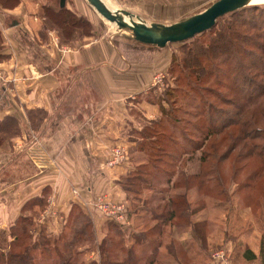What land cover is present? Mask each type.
<instances>
[{
    "label": "crops",
    "instance_id": "0c3cea01",
    "mask_svg": "<svg viewBox=\"0 0 264 264\" xmlns=\"http://www.w3.org/2000/svg\"><path fill=\"white\" fill-rule=\"evenodd\" d=\"M83 1L85 5L80 0L65 4L91 23V36L68 44L60 42L55 30L44 29L46 0L0 2V122L12 118L16 128L14 135L0 132L3 253L12 244L13 229L21 217L32 220L33 238L41 231L55 237L65 231L73 205L91 219L97 244L106 234L107 222L121 227L124 240L147 224L141 215H126L123 223L108 220L95 208L93 198L104 196L111 203L129 204L120 181L137 163L133 159L137 143L131 133L141 130L139 120L159 118V103L145 95L153 88V75L168 69L169 61L163 65L159 58L143 64L122 54L113 36L99 30L97 16ZM107 1L114 9L153 23L175 19L163 16L167 7L176 13L178 6L207 5L211 0ZM62 47L67 48L65 52ZM37 110L43 115L33 127L28 112ZM33 135L39 138L37 143L30 141ZM119 145L127 152L126 160L110 167L109 151ZM190 220L206 222V250L194 238L192 226L183 229V237L175 236V229L164 243L171 246L170 253L159 248L154 264H215L208 255L211 248L225 250L229 264H264L263 212L256 217L249 209L216 207L207 200ZM81 251L78 261H99L96 247L85 246Z\"/></svg>",
    "mask_w": 264,
    "mask_h": 264
},
{
    "label": "trees",
    "instance_id": "16d2710c",
    "mask_svg": "<svg viewBox=\"0 0 264 264\" xmlns=\"http://www.w3.org/2000/svg\"><path fill=\"white\" fill-rule=\"evenodd\" d=\"M0 2L2 3L3 0H0ZM3 5H5L4 2ZM257 14L264 15V7L256 5L236 10L218 18L211 29L196 35L190 40L175 43L182 45L189 43V48L186 49L185 55L180 57L183 61L182 64L187 65L185 68L188 69V73L182 67H179V63L174 68H171L169 73H176V77L174 78L175 87L166 91L164 96L172 95L175 103H178L177 99L183 101V105H186L187 109H181L179 106L176 107V110H182L189 120H193V123L187 121L193 129L191 128V133L187 134L188 132H186L185 128L179 127L180 119L173 114L175 111H167L163 105L159 104V118L148 122L153 127L145 125L138 133L135 132L138 135L137 139H134L137 143V152L139 151L144 154L143 147H147V144H149L152 151L160 149L162 150L161 153L175 156L173 159L175 162L168 163V161L165 162L163 159L160 160V164L165 162V167L173 169L171 172L164 171V174L162 173L163 179L157 175L153 177L149 176L147 172L132 174V176L130 174L133 171H131L125 176L127 177L125 185L123 184L124 177L120 181L129 203L127 205V215L135 216L136 218L139 215L143 216L147 223L142 228L143 231L131 232L130 240H124V231L121 227L113 222H107L106 234L101 242L97 244L91 219L80 208L73 205L64 224L65 231L55 237L47 235L45 231H41L33 238L29 233V230L33 227L32 220L21 217L13 229L14 237L11 246L5 253L0 251V264H81L78 262V258L83 254L81 250L85 246L91 249H95L96 247L99 252V261L90 264H154L159 254L158 249L164 247L165 241L173 237L175 229L182 230L185 227L189 228L192 226L194 238L199 241L200 247L204 251L206 250L205 237L207 224L206 222L192 223L190 216L205 207L207 200L210 201L211 205L216 207L249 209L256 217L261 215L262 212L264 213V143L258 144L253 142L257 139H264V80L262 79L264 77V70L262 69L257 72L260 81L262 80L255 83L256 94L254 95L256 96L254 99L258 98L257 101L252 102L249 98L241 104L226 101L212 88L206 87V82L214 80L222 88L227 86L225 81L221 82L219 80V75L222 79H226L227 74L221 65L226 66L228 62L226 59L231 54L223 55L228 57H224L225 61H222L221 65L215 66L218 68L216 72L220 73L215 74L214 70L209 69L210 67L207 66L209 62L205 59V55H208V53L198 50V48L201 50L207 48L205 44L201 43V45H198L199 47L195 49L197 51H194L193 48L197 45L195 44L197 38L212 32L217 23L223 18H237L239 24L243 27L249 24L255 26L258 24L250 20L257 19L259 17ZM43 18L44 29L50 28L57 33L62 32L67 37L74 33L80 25L91 26L85 17L75 15L66 8L65 4L61 7L60 0H58L56 8L49 5L43 6ZM262 31L264 32L263 29ZM219 35L225 36L224 33H219ZM90 36L91 31H87L85 35L80 37ZM237 36L239 37L240 35ZM254 36H257V34L255 33ZM248 41L254 42L255 39L248 38ZM133 42L135 44L134 47L139 50L160 49L155 46ZM61 43L65 44L64 42ZM114 43L119 48L116 40ZM238 49L241 51L238 52L240 56H243L245 59L252 58L253 63L259 57L258 53L253 49H247V47ZM263 51L264 49L261 50L262 53ZM121 53L124 54L123 52ZM1 59L2 56L0 55ZM236 77H239L240 80L244 79L242 81L250 80L244 71H233L231 75H228V78L234 82ZM199 92L210 94L216 100L222 101L226 106L232 107L234 112L231 114V117L229 113L227 114L223 110L216 109L212 103H209L201 96H197V99H200L198 105H194L188 100L184 102L186 98ZM178 95L180 96L178 97ZM154 101L158 103V100ZM207 108L215 114L223 113L227 115V120L225 121L223 118L220 126L208 125L205 117L202 120ZM196 109L199 110L198 113H196ZM42 115L43 112L38 110L28 112V119L33 127H36V123L39 119H42ZM198 122L200 123L198 124ZM202 122L207 125H204ZM15 129L12 118H6L3 122H0V132L2 133L14 135L16 133ZM218 138L222 139L218 140ZM226 141L229 147L219 155L217 145L221 146ZM206 143H209V146L206 151H203ZM166 148L172 149L174 154L164 152L163 150ZM237 149L238 152L233 154ZM199 151H202V153L197 159L199 164L198 172L193 175H186L188 177L182 178L183 180L180 181L181 177L185 175L183 169H181V171L177 172L180 178L175 179L176 171L174 169L178 165H182L185 168L187 164L184 165V163L194 160L191 158L192 154ZM158 160L156 161L158 162ZM228 160L231 163L229 166V169H232L230 182L233 184V188L231 191H221L211 196L210 190L212 187L209 186L208 189H204V184L214 187L220 186L222 184L221 180L225 181V178H221L222 175L219 169ZM148 161L146 162L147 164ZM146 163H142V165ZM149 168L155 171V173H161L164 170L162 167L154 164H150ZM243 173L245 175L244 179L238 182V178H241ZM131 176L134 179H130ZM156 185H161L162 189H155L156 187L154 186ZM176 189H182L184 192L182 194L176 193L173 196L171 191ZM145 191L150 192V196L141 200V194ZM131 195L134 197L132 198ZM189 196L192 201L188 200ZM223 198L224 201H222ZM130 202L141 205L142 210L136 207L132 209ZM145 207L148 210H144L146 209ZM261 239L264 246V228ZM164 248L170 253L171 246L167 244ZM215 250H218V248L213 249V251ZM213 251L210 253L208 251L209 258Z\"/></svg>",
    "mask_w": 264,
    "mask_h": 264
},
{
    "label": "rangeland",
    "instance_id": "374dc122",
    "mask_svg": "<svg viewBox=\"0 0 264 264\" xmlns=\"http://www.w3.org/2000/svg\"><path fill=\"white\" fill-rule=\"evenodd\" d=\"M80 1H81V4L85 5V2L83 0H80ZM215 1L216 0H211L210 3L207 5H204V4L203 5H189V7L178 6L176 13H174V12L171 13L169 7H167L166 10L165 9L163 10V13H164L163 16L167 14V15H170L171 18H175V19L165 20V21H156L153 23H160V24H164V25H170V24L176 23V22H178V20L181 21V20L185 19L186 17L188 18V16L190 17V16L197 14L198 12L206 9V7H209ZM46 2H47L46 5H49L53 8H56L57 4H58V0H51V1L46 0ZM66 2L70 3L71 0H66ZM65 6L67 8L66 4H65ZM110 6L113 7L112 5H110ZM257 6L264 7V3H261L260 5H257ZM111 9H114V7ZM183 10H187V11H183ZM42 12H43V9H42ZM86 12L89 14H92V12L89 8H87ZM257 15L259 16L257 19H253L250 21H252L253 23H257L258 25L253 26V25L249 24V25H247L249 28L247 26H245V27L241 26L239 24V21L237 18L225 17L217 23L215 29L212 32H210L209 34H206L202 37H198L197 41L195 43L197 45L193 47L194 51H197L195 49H197V47H199L198 45H201V43L205 44V46L207 48H203L202 50L200 48H198V50H200L201 52H207L208 53V55H205V57H206L205 59L209 62V65H207V66L210 67L209 69H213L215 74H220L219 72L218 73L216 72L218 70V68H216L215 66L218 64L221 65L222 61H225L224 57L225 58L228 57V56H223V55H227L228 53L231 54V56H229V58L226 59L228 61L226 63V66L221 65L223 67V69H225V73L227 74L226 79H224V78L222 79V77L219 75V78H220L219 80L221 82L225 81V83H227L226 84L227 86L225 88H222L221 86H218V84H216L214 82V80L206 82V87L212 88L214 91H216L217 93L220 94L221 98H223L226 101L238 102L241 104L244 100H246L248 98L252 102H255L258 100V98L254 99V97L256 96L254 94H256L255 83L262 81V80L260 81L259 74L257 72L262 70V69L264 70V51H263V53L261 52V50L264 49V34H263L264 32L262 31V29L264 30V15H260V14H257ZM96 16L97 15L95 14V17ZM96 18L98 19V20H96V23H97V27L99 28V30L102 33L107 32L110 36H113V38L115 40H117L118 47L120 48L121 52H123L127 57H129V58L131 57L133 60H138V62H141L143 64H153L154 59L157 60L159 58L162 59L163 65L169 61L168 69L164 70V72H159V73H156L155 75H153V78L155 76L156 77H162L163 76L162 83L157 84L155 87L152 86L153 87L152 90L149 93H147V95H145V96L148 97L149 99L158 100V103L163 105L167 109V111L173 112V110H174L175 112H173V114H175L176 117L178 119H180L179 127L185 128L187 130L186 132H188L187 134H190L192 127L187 123V121H189V123H193V120H189L183 114L182 110H176L177 109L176 107L180 106L181 109H187V106L183 105V101L178 100V99H177L178 103H175L172 95L164 96L166 91L171 90L172 88L175 87L174 78L176 77V73L170 74L169 71H171L170 70L171 68H174L175 65H177V63H179V67H182V69H184V71L188 73V69L185 68V67H187V65L182 64L183 61L181 60L180 57H183L185 55L186 49L189 48V43H185V45L171 44V45H168L167 47H165L164 49L159 50V52L157 50H154V49H152V50L151 49L150 50H145V49L139 50V49H136L134 47L135 44H133L134 42H133V40L130 39L129 34H127L125 32H119L113 24H109L108 22L101 20L98 16ZM245 19H247V17H245ZM247 21H249V20L247 19ZM102 23H104V24H102ZM148 24H150V23H148ZM90 25H91V23H90ZM92 30H93L92 25L90 27L85 26V25H80V27H78V29H76L74 33L69 35V37H67L62 32H60V33L56 32V33H57V35L59 34V37H61L59 40H61V42H64L65 44H67L68 42H70L71 39L75 40L77 38H84V37H80V36H83L86 34L87 31H92ZM219 33H224L225 36L223 37V36L219 35ZM255 33L257 34V36H254ZM237 35H240V36L238 37ZM247 37L250 39L254 38L255 41L254 42L248 41ZM191 46H193V45H191ZM243 47L244 48L247 47V49H253L258 53L259 57L256 58L257 60H254L255 61L254 63L252 61L253 60L252 58L251 59H245L243 56H240V54L238 53L240 50L238 48H243ZM254 48H256V49H254ZM210 62H211V64H210ZM204 63H206V62H204ZM233 71H244L248 75L250 80L242 81L244 79L240 80L239 77H236L235 82L231 81L230 78H228V75H231L233 73ZM153 78L151 80V84L153 83ZM262 79L264 80V77ZM263 83H264V81H263ZM172 93H174V92L172 91ZM179 96L180 95H178V97ZM197 96H201L206 101H208L209 103H212L216 109L223 110L227 114L229 113L230 117H231V114H233V112H234V109L232 107L226 106L225 104H223L222 101L216 100L215 97H213L212 95H210V94L208 95L206 93L203 94L202 92L201 93L199 92L198 94H192V96H189L188 98H186V100L184 102H186L188 100V101H191L194 105L195 104L198 105L200 103V99H197ZM208 109L209 108L205 109L207 111L205 112V115H203V118L201 117L202 120L204 119V117H205V119H207L206 122H208V125L211 124L210 126H220V123H221L223 118L225 121L227 120L226 119L227 115H225L223 113L215 114L214 112H212L211 110H208ZM195 111H196V113H198L199 110L196 109ZM200 122H198V124ZM138 123L141 124V129L145 125L148 127H153L151 124H148V122H142L141 120H139ZM202 123L204 124V122H202ZM204 125H207V124H204ZM33 136H36V135H33ZM137 137H138V135H136L135 132L131 133L132 139H137ZM150 137H152V136H150ZM219 139H222V138H218V140ZM38 140H39V138H38ZM253 142L258 143V144H263L264 139L263 140L257 139ZM205 145L206 146L203 148V151H206L207 147L209 146V143H206ZM228 147H229V144L227 141L221 146L217 145L218 154L219 155L222 154ZM143 148H144V154H142V152L136 151L138 154L133 155V159L137 163H135V165H133V170H132L133 173H131L130 175H132V174L135 175L137 173L147 172V174L149 176L153 177L154 175H157L158 177L162 178L164 171L171 172V170H173L172 168L165 167L164 163L166 161H168V163L172 162V161L175 162V160H173L175 158L174 155L168 156L164 153H161L162 150H160V149H157V150L154 149L152 151V150H150L149 144H147V147H143ZM163 151L174 154L172 149H169V148H166ZM237 152H238V149L235 150L233 154H236ZM201 153H202V151L194 152L191 156V158H193L194 160H191L187 163H184V165L187 164V166L185 168H183L182 165H178V167H176V169H174L176 171L175 179L180 178L178 176L179 174H177V172L181 171V169H183L185 175L181 177L180 181L183 180L182 178L188 177L186 175H193L194 173L198 172L199 164L197 162V159H198V157H200ZM157 159H159L158 162L156 161ZM162 159L165 162H162L160 164L159 162ZM184 159H186V158H184ZM147 160H149L148 164L146 163ZM229 161L230 160L226 161L223 164V166L219 169V172L222 175L221 178H225V181H223V179L221 180L222 184L220 186L214 187L211 185H205L204 184V189H208L209 186L212 187V189L210 190L212 193L211 196H213V195H215V193H218L221 191L225 192V191H231L232 190L233 184L230 182V179H231L230 175H231L232 169H229V166L231 164ZM142 163H146V164L142 165ZM150 164L160 166L164 170L161 173H155V171H153L149 168ZM132 176L130 177V179H134ZM244 177H245V175L243 173V175H241V178H238V182L243 180ZM124 179L125 180H123V184L125 185V183L127 181V177H124ZM154 187H156L155 189H162L161 185L160 186L156 185ZM183 192L184 191L182 189H176L174 191L173 190L171 191L173 196H175L174 194H176V193L182 194ZM149 196H150V192L145 191L141 194V200L143 198H148ZM131 197L133 198L134 196L131 195ZM188 200L192 201L190 196L188 197ZM211 201H213V200L211 199ZM222 201H224V198L222 199ZM213 203H214V201H213ZM130 205L132 206V209H133V207H136V208H138V209L140 208V210H142V206L139 204L137 205V204L130 202ZM148 207H150V206H148ZM144 210H148V208H146ZM259 214H260V212H259ZM214 226L216 229V225H214ZM167 230H169V229L167 228ZM182 231H183V229L177 230V233L175 234V236L176 235L178 237L186 236L184 234V231L183 232ZM178 249L180 250L182 248L178 247ZM211 251H213L212 248L209 250V253ZM179 252H181V250ZM179 254H181V253H179ZM205 254H207V253H205ZM261 254H264V249H261ZM78 262L81 264H84L80 260Z\"/></svg>",
    "mask_w": 264,
    "mask_h": 264
},
{
    "label": "water",
    "instance_id": "95a60500",
    "mask_svg": "<svg viewBox=\"0 0 264 264\" xmlns=\"http://www.w3.org/2000/svg\"><path fill=\"white\" fill-rule=\"evenodd\" d=\"M85 1L101 20L115 24V28L119 32L129 34L133 41L160 49L169 44L190 40L211 29L218 18L228 13L248 6H256L250 5L252 0H216L200 13L176 23L164 25L160 23L148 24L124 10H110L103 0ZM64 4L65 0H60V6L63 7Z\"/></svg>",
    "mask_w": 264,
    "mask_h": 264
},
{
    "label": "built area",
    "instance_id": "2783aa9c",
    "mask_svg": "<svg viewBox=\"0 0 264 264\" xmlns=\"http://www.w3.org/2000/svg\"><path fill=\"white\" fill-rule=\"evenodd\" d=\"M66 47H62V51H66ZM162 77H154L152 86H156L159 83H162ZM30 141L32 143H37L38 137H31ZM127 152L125 148L121 145L113 147L109 151V158L107 161L108 166H115L126 160ZM95 208L100 210L104 217L108 220L115 221L118 223L126 222L127 207L124 204L111 203L106 200L104 196H96L93 198ZM210 259L215 264H229V258L225 250L218 249L211 253Z\"/></svg>",
    "mask_w": 264,
    "mask_h": 264
},
{
    "label": "bare ground",
    "instance_id": "6f19581e",
    "mask_svg": "<svg viewBox=\"0 0 264 264\" xmlns=\"http://www.w3.org/2000/svg\"><path fill=\"white\" fill-rule=\"evenodd\" d=\"M103 1H104V0H103ZM263 1H264V0H252V1L250 2V5H260L261 3H264ZM104 3L110 8V10H116V9H111V8H113V7L110 6L109 1L105 0ZM123 19H126V18L123 17ZM126 20H127V19H126ZM113 25L115 26V24H113ZM111 26H112V25H111ZM130 39H131V38H130ZM131 40H132V39H131Z\"/></svg>",
    "mask_w": 264,
    "mask_h": 264
}]
</instances>
